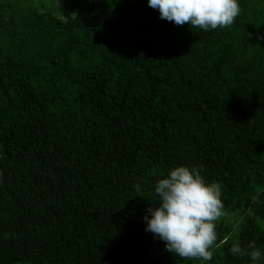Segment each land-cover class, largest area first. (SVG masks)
Instances as JSON below:
<instances>
[{"label": "trees", "instance_id": "16d2710c", "mask_svg": "<svg viewBox=\"0 0 264 264\" xmlns=\"http://www.w3.org/2000/svg\"><path fill=\"white\" fill-rule=\"evenodd\" d=\"M227 28L146 0H0V264H248L264 249V0ZM221 186L209 262L144 230L176 166ZM250 213V214H249Z\"/></svg>", "mask_w": 264, "mask_h": 264}, {"label": "clouds", "instance_id": "9594fccd", "mask_svg": "<svg viewBox=\"0 0 264 264\" xmlns=\"http://www.w3.org/2000/svg\"><path fill=\"white\" fill-rule=\"evenodd\" d=\"M146 3L158 12L160 19L203 31L227 28L241 12L239 0H146ZM221 195L220 184L206 182L195 167L171 168L153 186L154 206L147 207L142 217L144 230L162 241L171 254L209 262L213 258L210 249L217 241V222L226 216ZM229 251L233 257H247L248 264H264V249L255 242L242 247L237 239Z\"/></svg>", "mask_w": 264, "mask_h": 264}]
</instances>
